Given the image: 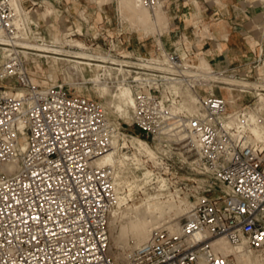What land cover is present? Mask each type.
Returning a JSON list of instances; mask_svg holds the SVG:
<instances>
[{"label": "built area", "instance_id": "obj_1", "mask_svg": "<svg viewBox=\"0 0 264 264\" xmlns=\"http://www.w3.org/2000/svg\"><path fill=\"white\" fill-rule=\"evenodd\" d=\"M137 1L149 8L162 2ZM41 6L0 0V46L6 49L0 64V264H237L217 249L219 239L264 251V144L226 124L232 103L221 91L235 88H223L219 79L261 81L256 70L264 65V46L241 74L203 67L192 51L169 50L157 40L153 53L124 55L117 38H104L102 53L119 59L107 64L125 69L134 91L128 122L112 119L100 100L71 84H33L28 64L43 58L26 44L47 42ZM235 87L252 99L234 103L241 101L244 118L258 95ZM187 95L194 108L184 106ZM132 134L153 148L178 149L190 175L201 177V193L191 191L178 232L156 229L118 261L110 233L117 169L97 161Z\"/></svg>", "mask_w": 264, "mask_h": 264}, {"label": "bare ground", "instance_id": "obj_2", "mask_svg": "<svg viewBox=\"0 0 264 264\" xmlns=\"http://www.w3.org/2000/svg\"><path fill=\"white\" fill-rule=\"evenodd\" d=\"M104 1H109V0H104ZM262 2L264 3V0H262ZM117 3L119 5L118 8L122 21L127 22L132 29L136 28L137 30V27L142 28L143 30H145V34L150 30L153 31L155 30L156 32H158L156 35L158 43L160 45L163 44L161 38L163 34H161V32L162 30L167 29L169 23V17L166 10L164 9L163 2H161L155 8H149L145 5H142L137 0H117ZM44 14L47 15V13ZM80 14L83 16L84 13H80ZM3 40L4 39L0 37V41ZM54 40L55 41H51L45 38V41L47 42L39 41V42L27 43L26 47L27 49L36 51L38 56H41V58L43 59H47L51 56H53L55 60L65 59L64 57L69 56L68 53H72L71 57H73V59L68 58L65 60H69L73 62L75 68L77 67L78 70L82 71V73L84 68L83 66H81V64H87L91 67L95 66V68H98V70L103 71L101 73L100 72L97 73V75L91 80V82L93 81L95 85V90L101 97L106 98V96L111 92V87L113 86L112 83H115L117 90L115 91L116 93L114 97L116 98L117 103L115 104L114 113L124 118L125 120H128L132 116L133 108L135 104L134 91L132 87L125 82V80L127 79V74L125 72V69L120 68L118 70L115 69L112 65L107 64V61L109 60L118 62L119 59L115 56H108L106 53H102V52L92 53L91 52L92 48L90 46L80 43L79 41L71 42V45L73 44L75 47H78V50L72 51L71 45L68 44L70 42L69 40L64 38V40L61 41V39H59V37L56 36ZM52 42H54L55 45L50 44ZM61 44H63V46H61ZM66 44H68L71 47L69 48L71 51L66 50L65 48ZM5 52H6L5 47L0 46V58L2 59V61L5 58ZM56 55L63 57H59ZM200 64L203 67L210 66L208 60H206V58L203 56H201ZM260 78L261 81L251 82L244 79H238L234 76L229 77V75H222L219 77L220 81L224 83L222 85L223 88H226L227 90H230L231 88H235V91L238 90L237 89L238 87L235 86L248 87L250 85H253L254 87H256L257 95L259 96L258 100L260 101L259 106L257 105L258 106L257 109L255 108L256 110L254 112H248V114H246L244 118H242V115L240 114L239 110H235L233 111V113H237V114L233 115L229 120H227L226 124L229 127L238 128L239 130L246 131L252 137L253 140L264 144V75H262ZM110 84H112V86ZM235 91L231 93L230 96H226V98L231 103H234L236 101L235 96L237 95V93H235ZM186 98L187 100H185L184 106H187L189 108H194V98L191 95H187ZM107 103L108 102H106V104ZM129 137H133L130 140L131 145L136 146L139 151L144 150L151 157V159L155 160L157 158V154L155 150L148 143H146L140 137L130 135V136H124L122 142L121 140L116 141L113 150H111V152L98 159L97 163L101 165H109L117 169L118 201H117V206L111 212L110 224L113 225L115 229L117 227L118 220L120 218L122 219V217L123 218L127 217L126 219L127 221L123 223L121 222L120 224V228H121L120 234L116 239L117 245L119 243H123L122 242L123 240L125 241L124 238L126 235H128V233H132L135 242L134 248H136L142 245L143 243L147 242L151 232L156 229L167 227L169 228V230L173 232H178L180 230V223L178 219H174L171 216L169 217H171L172 219L164 218L166 211L167 210L173 211L174 209L175 214H179L181 212H186L185 214H188L192 204L185 202V207H183V205L180 206H176V204L174 205L173 202L170 201L171 199L163 200L162 198L164 196L163 191L166 190L168 186V180L164 176H159L157 179L160 184V188L162 190L161 193H155V194L147 193L148 194L147 198L143 200L141 204H137L133 202L136 186L130 184L129 181H126L122 178L121 172L119 171L118 168V163L120 162V159L117 156L122 145L124 146L129 145ZM136 160L138 161L140 159L136 158ZM138 162L140 163V161ZM153 175H154L153 170L146 169V171L143 174L145 181L144 183L147 184L151 182L152 179L154 178ZM127 183H129L127 186L129 187V189L127 192H124V188L125 185H127ZM138 187L139 185H137V188ZM131 201L133 203H131ZM216 247L220 252H222L226 256L235 254L238 264L258 263V258H254L251 255L252 250L245 247L235 248L231 246L225 239L217 240ZM122 254H123L122 256L124 257L123 252Z\"/></svg>", "mask_w": 264, "mask_h": 264}, {"label": "rangeland", "instance_id": "obj_3", "mask_svg": "<svg viewBox=\"0 0 264 264\" xmlns=\"http://www.w3.org/2000/svg\"><path fill=\"white\" fill-rule=\"evenodd\" d=\"M103 1L104 0H91V7L93 8L92 13L94 15L92 18V22H91V24L93 25V28H90L91 25H88V27L85 26L83 30L81 28L83 25L82 22L84 21L86 22L90 19L89 17L86 16L84 11L80 12V13H84L83 16L80 14V16L82 17L84 21H81V19H79V17L77 16L76 17L71 16L67 18V20H65L62 16L61 17L59 16L60 11L56 10L54 6H47L44 12V13H47V15L44 13L42 14L44 18L52 14L53 16L52 21L54 23L56 22L55 19L58 20L59 18H61L63 20L59 21V24H56L57 27L54 29L48 25L50 20H48L47 18V23H45L47 25H44L46 30L43 32L42 37L46 38L47 40H51V41H55L54 40L55 36L59 37L61 41H63L65 38L70 41L68 43L70 45H71V42L73 41L75 42L79 41L80 43L91 46L92 51L94 50L95 53H98V52L104 51L103 49L104 47L102 43H103V39L105 36L104 34H102L103 30L100 28L102 27L105 31H107L106 33L109 34L110 37L117 38L118 49L119 51H121L122 54H125V55L132 54L131 52L125 49L129 43L131 44L130 50L133 48L141 47V50L143 51L142 54H145L146 52L153 53L154 51L153 46H154L155 41L157 40L156 35L158 32H156L155 30L154 31L150 30L146 32L145 34V30H143L140 27L139 28L137 27V30L136 28L132 29L131 26H129L127 22L121 20L119 8H118L119 5L117 3V0H109V1H104V2ZM97 3L99 4L97 5ZM104 4H107V5L103 6ZM262 4L264 5V3ZM97 6H100L103 10H106V9L108 10V24H106L105 22H103L100 25L98 24L99 21H102V17L96 9ZM49 10L51 11V14ZM41 11L42 10L38 9L39 13H41ZM95 11L97 12L94 13ZM119 22L121 24H119ZM67 28L69 29L67 30ZM168 30L169 28L167 27V29L162 30L161 34L167 33ZM68 34H70L69 38H67ZM94 38H97V40H94ZM52 44L55 45L54 42H52ZM68 44L65 45V48L67 51H69L70 50L69 48L71 47H72L71 48L72 51L78 50V47H75L73 44L70 47ZM97 45H99L98 48H96ZM61 46H63V44H61ZM68 55H69L68 57H64V58L73 59V57H71L72 53H68ZM259 55H260V50L257 51V57L255 61L258 59ZM56 56H59V55H56ZM59 57H63V56H59ZM200 59L201 57L199 58V60ZM262 60H264V54L262 55ZM1 61L2 59L0 58V64L2 63ZM69 65H70L69 62L60 61V59L55 60V58L51 56L47 58V60L38 58L37 60L34 61V63H31V64L29 63L28 68L31 73L33 84L39 85L40 87H47L57 82L71 84L81 94L96 98L100 100L102 103H104V106L106 107L112 119L119 118L120 116L114 113L115 104L117 103L116 98L114 97L116 93L115 91L117 90L115 86L116 84L111 82L113 86L112 84L110 85L113 88L111 87L110 94H108L106 98H103L95 90V85L93 81L91 82V80L97 75V73L99 72L101 73L103 71L98 70V68L92 67V70H94V72L91 71L89 72V74H86L84 70L82 73V71L78 70L77 67L75 68L74 63L71 64L72 66L71 65L69 66ZM256 71L258 72L260 77L264 75V65L260 64L257 67ZM250 74L254 76L256 75L255 71H252V73ZM248 81L256 82L252 80H248ZM250 86H248L250 89L252 90L256 89V87H254L253 85H250ZM235 93H237V95L235 96L236 101L239 97H241L242 101L245 104H249V102H252V99L250 98V96H246V95L240 96L241 93L239 90H236ZM255 93L257 94V91ZM230 95L231 93H229L227 96H230ZM106 102L108 103L106 104ZM234 103L230 105L231 108H230L229 116L227 117L226 121L229 120L233 115L237 114V113H233V111L239 110V108L242 106L241 101L238 102L237 105H235ZM259 103L260 101L257 99V103L255 105L256 109L259 106ZM109 106L111 109L109 108ZM255 108L254 110L250 112H254L256 110ZM136 133H138V131H136ZM132 136H136V135L132 134ZM132 138L133 137H129V145H125V146L122 145L117 156L121 162V163L119 162L120 164L118 163V168H119V171L121 172L122 178L126 181H129L130 184H133L134 186H136V189H135L136 191L134 192L133 202L137 204H141V202L147 198V195L149 193L151 194L161 193L162 190L160 188V184L157 179L159 176H164L168 180V186L166 190L163 191L164 192V196L162 197L163 200L171 199L170 201H172L174 205L175 204L176 206L183 205V207H185V202L192 204L193 198L192 199L190 198V194H191V191L195 195H197V192L201 193L200 192L201 190L199 189V186L201 185V182H200L201 177L195 174L190 175V172L185 168L182 162L184 160V157L182 156L181 152L178 149H176L174 146H170V145H158L156 146V148H153L151 146L157 154V158L154 160V159H151V157L144 150L139 151L136 146L131 145L130 140ZM136 158L140 159L138 160L140 161V163L136 160ZM146 169H150L154 171V175H153L154 178L152 179L151 182L147 184L144 183L145 181L143 177V174L146 171ZM129 183L125 185L124 192L128 191L129 187L127 186ZM137 185H139L140 187V188L138 187L139 189L137 188ZM133 202L131 201V203ZM167 211H166L164 218L178 219L179 223L187 216V214H185L186 212L175 214L174 209L173 211L172 210H167ZM169 216H171L172 218ZM126 219L127 217L125 218L122 217V219L120 218L117 222V227L115 229H114V226L110 224L111 254L118 261L123 260L122 252L125 255V253L133 249L135 245L134 237L132 233H128V235H126L124 238L125 241L123 240L122 241L123 243H119L121 245L119 244L117 245L116 239L120 234V229H121L120 224L121 222L122 223L126 222L127 221ZM164 228H167V227H164ZM123 245H126V246H123ZM251 255L254 258H258L257 264H264V251L262 250L252 251ZM230 256L238 264L235 254H232Z\"/></svg>", "mask_w": 264, "mask_h": 264}, {"label": "crops", "instance_id": "obj_4", "mask_svg": "<svg viewBox=\"0 0 264 264\" xmlns=\"http://www.w3.org/2000/svg\"><path fill=\"white\" fill-rule=\"evenodd\" d=\"M32 1H38L43 5L40 8L42 10L40 16L47 6H54L60 11L59 16L65 20L77 16L83 21L80 12L84 11L90 19L88 18L87 23L82 22V30L88 25L93 28L91 0ZM162 2L169 17V30L161 36L167 49L173 50L177 46L179 52L192 51L195 60L203 56L216 70L241 74L250 71L257 51L264 46L262 0H162ZM96 9L102 17L98 24L103 22L108 24V10H103L100 6ZM52 17V14L47 17L50 20L48 25L55 29L56 24L63 19H55L54 23ZM47 18L44 24L47 23ZM100 28L103 30L104 38L110 37L107 31ZM153 47L155 48V43ZM130 48L129 43L126 50L132 54L143 53L141 47L131 50ZM221 94L227 96L225 91H221Z\"/></svg>", "mask_w": 264, "mask_h": 264}]
</instances>
